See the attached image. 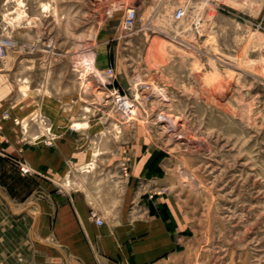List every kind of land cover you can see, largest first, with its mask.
I'll use <instances>...</instances> for the list:
<instances>
[{
  "label": "rangeland",
  "instance_id": "rangeland-1",
  "mask_svg": "<svg viewBox=\"0 0 264 264\" xmlns=\"http://www.w3.org/2000/svg\"><path fill=\"white\" fill-rule=\"evenodd\" d=\"M128 8L136 25L120 36ZM0 40L11 43L0 96L62 97L95 180H125L124 151L129 165L134 146L147 151L143 176L159 184L150 196L165 198L181 230L161 264H264V0H0ZM113 90L138 116L115 111Z\"/></svg>",
  "mask_w": 264,
  "mask_h": 264
},
{
  "label": "crops",
  "instance_id": "crops-1",
  "mask_svg": "<svg viewBox=\"0 0 264 264\" xmlns=\"http://www.w3.org/2000/svg\"><path fill=\"white\" fill-rule=\"evenodd\" d=\"M10 95L0 96V264H161L175 254L180 223L164 197L150 196L159 184L143 176L142 145L133 147L127 179L97 181L62 97L22 105ZM36 109L41 118L31 117ZM21 159L31 175L19 173Z\"/></svg>",
  "mask_w": 264,
  "mask_h": 264
},
{
  "label": "built area",
  "instance_id": "built-area-1",
  "mask_svg": "<svg viewBox=\"0 0 264 264\" xmlns=\"http://www.w3.org/2000/svg\"><path fill=\"white\" fill-rule=\"evenodd\" d=\"M191 1V0H188ZM203 3L207 5H217L218 0H201ZM186 14V8L185 7H179L178 9L175 10L173 14V20L176 22L181 21ZM136 11L133 8H128L125 10L123 17L119 23V32L120 36L126 35L129 33L135 24L136 21ZM11 43L8 40H0V55H3L5 52V48L10 47ZM107 78H110L111 80L115 79L114 74H113V68L112 67H107L103 73ZM112 101L114 104L115 111L118 112L120 115H122L125 118H130L132 116H135V112L137 110V106L134 104L132 99H130L127 95L124 93H121L117 90L112 91ZM46 144H49L47 142ZM17 168L22 175H31L32 170L31 168L25 164V163H17ZM119 173L121 178L126 179L128 178L129 174V156L126 155L124 151V156L121 160V163L119 165ZM90 218L94 221V223L98 226L102 225V220L100 217L97 215V213L93 210L90 211L89 213Z\"/></svg>",
  "mask_w": 264,
  "mask_h": 264
},
{
  "label": "bare ground",
  "instance_id": "bare-ground-1",
  "mask_svg": "<svg viewBox=\"0 0 264 264\" xmlns=\"http://www.w3.org/2000/svg\"><path fill=\"white\" fill-rule=\"evenodd\" d=\"M16 12H17V11H16ZM20 12H21V11H20ZM20 12H19V10H18V12L16 13V14H17V16L15 17L16 19H19V18L21 17V16H20ZM3 15H4V14H3ZM21 15H22V13H21ZM22 17H23V16H22ZM22 17H21V18H22ZM12 18H13V17H12ZM2 22H3V21H2ZM15 23H16V22H15ZM11 24H12V23H11ZM259 39H260V38H259ZM262 40H263V39H262ZM258 41H259V40H258ZM260 41H261V39H260ZM215 59H216V58H215ZM263 62H264V61H263ZM88 63H89V62H88ZM88 63H87V64H88ZM91 64H92V62L88 64L90 68L93 67ZM89 67H88V68H89ZM90 68H89V70H90ZM92 69H93V68H92ZM80 75H81V74H80ZM83 75H84V74H83ZM136 116H138V109H137L136 112H135V117H136ZM166 123H167V122H166ZM170 124H171V123H170ZM171 125H172V124H171ZM172 126H173V125H172ZM174 132H175V131H174ZM92 164H93V163H89V165H88L87 167L89 168L90 166H92ZM80 169H81V168H80ZM86 169H87V168H86ZM82 170H83V168H82Z\"/></svg>",
  "mask_w": 264,
  "mask_h": 264
}]
</instances>
